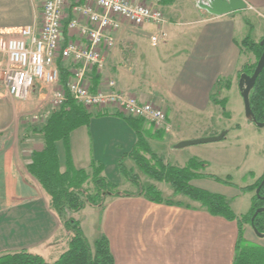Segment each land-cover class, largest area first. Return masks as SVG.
Returning a JSON list of instances; mask_svg holds the SVG:
<instances>
[{"label": "crops", "instance_id": "obj_1", "mask_svg": "<svg viewBox=\"0 0 264 264\" xmlns=\"http://www.w3.org/2000/svg\"><path fill=\"white\" fill-rule=\"evenodd\" d=\"M145 1L160 7L166 21L135 26L123 20L122 27L113 33L115 45L106 54L104 66L102 69L90 68L88 79L91 90L97 91L109 80H115L118 89L141 101L161 106L167 112L171 130L165 132L149 121L126 116L114 107L87 108L93 114L90 122L73 130L67 143L58 142L62 170H65L68 159L76 168L90 169L92 162H97L105 165L103 174L109 177L108 170L119 169L118 160L134 148L139 135L152 152L169 162L167 154L186 147L180 145L183 141L216 136L222 129H227L221 140L190 149L184 154L186 158L181 160L183 164L180 166L188 163L191 158L188 155L210 160L216 158L221 164L220 157H206L202 151L219 150L227 143L236 142L229 141L231 131L237 130L233 125L209 124L203 131L190 136L180 134V127L185 120L211 119L215 114L220 115L221 104L214 98L227 99V92H238L244 102L238 72L245 60L236 38L242 21L237 15L256 7L264 9V0ZM74 2L85 4L86 0L67 3L63 16L65 42L79 39V35L68 28L73 18ZM42 3V0H0V37L14 36L23 27H40ZM162 31L166 36L153 45L151 37ZM59 65L62 80V69H68L69 65L60 61ZM230 77V88H218L219 79ZM60 83L63 85L62 81ZM50 86L37 83L26 103L4 98V93L0 92L1 141L9 140L19 129L23 115L42 110L46 94L35 91ZM246 121V126L254 124L247 116ZM29 131L30 137L26 140L32 139V135H40L44 140L42 134ZM24 146L20 150L12 143L0 142V255L21 247L54 262L64 252L58 253L57 243L64 225L50 204L51 196L42 186L32 182L33 179L41 185L27 168L32 151L42 148L43 143L30 150ZM124 164L138 174L145 185H155L164 199L173 202L154 201L137 190H129L126 195L108 196L103 207H85L79 212L88 210L87 221L91 216L88 232L85 229L87 223L81 224L92 245L99 237L106 236L114 264H233L239 236L237 219L211 214L201 202L184 194H175L174 189L165 187L167 182L148 176L130 157L124 159ZM210 167L208 165V169ZM201 172L207 176L195 178L192 183L226 196L238 216L244 215L234 209L235 202L245 194L242 187L253 184L264 174H254L252 182L239 185L217 180L206 170ZM163 187L176 197H169ZM26 192L27 196L24 195ZM32 211L37 214L30 219ZM76 213L72 216L75 217ZM251 228L244 225L246 239L264 245V237H258ZM26 235L31 239L26 240Z\"/></svg>", "mask_w": 264, "mask_h": 264}, {"label": "trees", "instance_id": "obj_2", "mask_svg": "<svg viewBox=\"0 0 264 264\" xmlns=\"http://www.w3.org/2000/svg\"><path fill=\"white\" fill-rule=\"evenodd\" d=\"M263 39L264 37L260 41H255L249 36L243 39L242 44L254 52L257 61L254 64L244 65L238 72L239 78L244 73L253 74L264 52V45L261 44ZM68 69L67 67L62 69L64 76L61 81L64 86L70 76V69ZM231 83V77L221 78L218 80V88H230ZM214 101L225 108L227 99L216 100L214 98ZM250 102L257 121L264 122V69L250 91ZM92 116L93 114L82 103L67 93V100L59 110L51 111L41 126L31 127L34 132L42 134L44 140L42 148L32 151L27 168L51 196L52 207L61 218L70 236L68 249L54 262H48L42 255L27 249L6 252L0 255V264H114L109 239L101 236L92 245L84 233L81 222L70 216V213L79 212L87 206L103 207L108 196L126 195L129 191L121 190L117 182L111 181L103 174L105 169L103 163L92 162L90 169L76 168L68 159L65 170H62L58 152V142L67 143L73 130L88 124ZM251 121L256 124L253 120ZM126 157L132 158L140 170L148 176L170 183L175 194H184L201 202L211 214L237 219L239 236L235 246L233 264H264V245L246 239L244 229L246 223L253 228L252 217L259 207L264 206V185L260 192L256 193V189L264 179V174L253 184L242 187L243 190L254 192V195L250 211L238 216L226 196L210 192L192 183L195 178L207 176L201 172L205 165L203 161L191 158L183 166L173 165L166 162L162 156L152 152L141 135L134 148L120 157L118 167L121 173L138 185L139 193L145 194L151 200H165L169 203L173 201L164 199L162 192L155 185H145L138 174L126 167L124 164ZM217 180L220 179L217 178ZM254 226L260 232H264V211L256 215Z\"/></svg>", "mask_w": 264, "mask_h": 264}, {"label": "built area", "instance_id": "obj_3", "mask_svg": "<svg viewBox=\"0 0 264 264\" xmlns=\"http://www.w3.org/2000/svg\"><path fill=\"white\" fill-rule=\"evenodd\" d=\"M43 19L40 27H23L9 38L0 37V86L19 100L28 99L37 83H60L59 61L70 68L66 85L53 92L51 111L59 110L67 93L88 109L114 107L126 116L142 118L165 132L171 130L167 112L161 106L118 89L115 80L104 88L91 90L88 72L95 66L102 69L108 51L115 45L113 33L123 20L135 26L165 22L162 9L147 1L86 0L72 3L73 18L68 28L79 35L77 40L63 39V16L70 0H42ZM166 32L151 37L157 45ZM61 84V83H60ZM50 111V112H51ZM50 112L36 113L32 121L43 122Z\"/></svg>", "mask_w": 264, "mask_h": 264}, {"label": "rangeland", "instance_id": "obj_4", "mask_svg": "<svg viewBox=\"0 0 264 264\" xmlns=\"http://www.w3.org/2000/svg\"><path fill=\"white\" fill-rule=\"evenodd\" d=\"M237 16H241L239 19H241L242 21V23H240L241 25L240 28L238 25L239 29L236 38L237 40H239L238 42L240 43L243 49V57L245 60V64L243 65L254 64L257 61L256 55L248 47H245L242 44V41L246 36L253 38L255 41H260L264 37V31H262V29L264 28V9H261L259 7L252 8V10H248L246 12H243L242 14H238ZM54 85L56 87H54ZM60 85H61L60 83L59 84L54 83L51 84L50 87H43V88L39 87L38 90H36L35 92L46 94V98L44 100L45 105L42 108V110H36L31 113H27L23 115L22 117L23 119L21 121V126L19 127V129L15 131V133L12 135L11 138H9V140L7 141L0 140V142L1 143L4 142L6 144L12 143L14 144V146H18L20 150L22 145H25L24 147H26V150H30L32 147H40V145L43 143V140L41 139L40 135H32V139H30L29 141L26 140L30 133L29 129H31V127L34 126L41 125L42 123L40 121H35V122L32 121L33 115L36 113L51 111V106H52L51 100H52L53 92L57 88H59ZM35 88L36 87H34V89ZM0 92L4 93L5 95L4 98H11L16 102L26 103L27 101V99L19 100L14 98L10 94H8L6 89L2 86H0ZM227 96L228 97H227L226 106L225 108L221 106L220 110L222 112L220 113V115L215 114V116L212 117L211 119L205 118L200 120H185L184 121L185 124L182 127H180V134L182 133L185 136L196 134L198 132L203 131L206 127L209 126V124L217 125L220 127H222L223 125L225 126L233 125L234 128H236L237 130L233 129L231 131L233 134L229 136V141L236 140V142L227 143L226 146L222 147L219 150L202 151V153H205L206 157L207 156L212 157L215 155L220 157L221 164H218L216 158L212 159L213 160L212 161L210 159H201L198 156H190L188 154L187 155L189 156V158L190 157L196 158L199 161H203L205 165L202 167V170H206L210 173H213L212 177H214L215 179L218 178L222 181L229 182L232 184L247 185L250 182H252V180H254V176L256 174L260 175L262 172H264V126L251 124L250 122H249L250 124H247L246 126L247 121H246V113H245V104L240 99V94L236 91L227 92ZM226 130L227 129H222L220 133ZM237 136H239V138ZM177 144L179 145V142L176 143L175 145L177 146ZM202 144H194V145L186 146L184 148L181 147L179 149H175L173 153L167 154V158L168 160H170L169 163L173 165H179V164L182 165L183 162L181 160L186 158L184 154L188 153V151L192 148L200 147ZM28 154L27 155L25 154L24 156H28ZM208 165L211 166L209 169H208ZM1 172H2V168L0 169V173ZM108 175H109L108 179H110L111 181L117 183L119 182L118 184L120 186V189L123 191L138 189V185L136 183L131 182L125 176H122L120 169L116 171L113 169H109ZM32 182L36 186L41 187V185H39L35 180L32 179ZM141 182L143 183L142 180ZM165 185H167L165 187H169V189H174L172 188L171 184L166 183ZM165 187H163L164 192L169 197L175 198L176 195L175 194L172 195L171 192H168V188ZM244 192L245 194H243L235 202L234 209L238 213L246 214L247 212L250 211L252 207L253 192L246 190H244ZM27 193L28 192H26V194L24 195L27 196ZM31 214L32 215L30 216V219L34 214H37V212L32 211ZM73 214L74 213H70V216H72ZM88 216H89L88 210L85 212H77L75 214L77 220L83 222L84 224L87 223V226H85L86 232H88V229H90L89 224H91L90 221L91 216L89 217L88 221L85 219L88 218ZM245 225L251 227V225L248 223H246ZM62 231H63L62 234L59 235L60 239L59 241H57L59 246L58 253L62 252L63 250L66 251L69 246V234L65 231L64 228ZM258 237L261 236L258 235ZM26 238H27L26 240L31 239L30 237H27V235ZM20 249L21 247H17L14 250L18 251Z\"/></svg>", "mask_w": 264, "mask_h": 264}, {"label": "water", "instance_id": "obj_5", "mask_svg": "<svg viewBox=\"0 0 264 264\" xmlns=\"http://www.w3.org/2000/svg\"><path fill=\"white\" fill-rule=\"evenodd\" d=\"M261 44L264 45V39L261 41ZM264 69V52L261 55L260 59L258 60V63L256 65V68L253 72L252 75L249 74H242L240 78V85H241V91H242V96L244 99V104H245V113L247 118L251 121L253 120L258 126H264V122H259L257 121L254 112L251 108V102H250V91L253 88V86L256 83V80L260 73ZM226 135V131L220 133L219 135L216 136H210V137H203V138H198V139H191V140H186L181 143V146H189V145H194V144H202V143H209V142H214L221 140L224 136ZM264 185V179L262 180L261 184L259 187L256 189V193H259L261 190V187ZM261 211H264V206L259 207L253 217H252V225L254 228V231L261 237H264V232H260L255 226H254V219L257 214H259Z\"/></svg>", "mask_w": 264, "mask_h": 264}]
</instances>
